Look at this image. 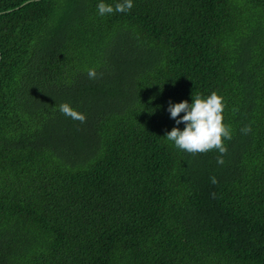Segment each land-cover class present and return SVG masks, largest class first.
<instances>
[{"label": "trees", "instance_id": "1", "mask_svg": "<svg viewBox=\"0 0 264 264\" xmlns=\"http://www.w3.org/2000/svg\"><path fill=\"white\" fill-rule=\"evenodd\" d=\"M99 2L0 0V264H264V0ZM213 91L222 165L164 137Z\"/></svg>", "mask_w": 264, "mask_h": 264}, {"label": "clouds", "instance_id": "2", "mask_svg": "<svg viewBox=\"0 0 264 264\" xmlns=\"http://www.w3.org/2000/svg\"><path fill=\"white\" fill-rule=\"evenodd\" d=\"M133 0H119L114 6L100 0L96 5L98 14L101 16L111 15L114 12L125 13L133 8ZM90 79L96 78L95 69L88 70ZM192 102L182 100L179 103L169 101L167 111L170 118L175 120L177 125L183 123L184 128L173 127L166 132L164 137L167 141L174 143V146L190 154L206 153L208 151H218L221 155L216 158L218 164H223V155L226 154L227 148L222 141L232 138L230 125L224 124L223 111L226 106L224 98L218 95L216 91L211 92L208 96H202L197 93L192 95ZM59 111L73 119L84 123L86 116L72 108L68 103H61ZM235 111V109H233ZM181 113H184L182 116ZM251 131L250 125L241 128V132L247 134ZM211 182L216 184L218 181L213 176ZM215 196V193L212 194Z\"/></svg>", "mask_w": 264, "mask_h": 264}]
</instances>
